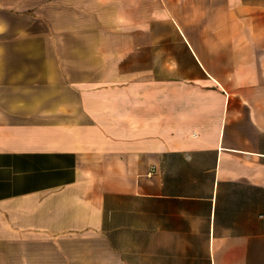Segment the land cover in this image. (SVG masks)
I'll return each mask as SVG.
<instances>
[{
  "label": "crops",
  "instance_id": "crops-1",
  "mask_svg": "<svg viewBox=\"0 0 264 264\" xmlns=\"http://www.w3.org/2000/svg\"><path fill=\"white\" fill-rule=\"evenodd\" d=\"M0 264H264V0H0Z\"/></svg>",
  "mask_w": 264,
  "mask_h": 264
}]
</instances>
